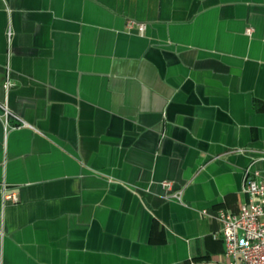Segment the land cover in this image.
<instances>
[{"label":"crops","instance_id":"crops-1","mask_svg":"<svg viewBox=\"0 0 264 264\" xmlns=\"http://www.w3.org/2000/svg\"><path fill=\"white\" fill-rule=\"evenodd\" d=\"M248 168L264 0H0V264H227Z\"/></svg>","mask_w":264,"mask_h":264},{"label":"built area","instance_id":"built-area-1","mask_svg":"<svg viewBox=\"0 0 264 264\" xmlns=\"http://www.w3.org/2000/svg\"><path fill=\"white\" fill-rule=\"evenodd\" d=\"M129 27L144 32L146 24L131 20ZM245 178L244 191L248 200L242 203L238 212L220 208L217 213L222 222L225 255L227 264H264V179L250 168L246 170ZM164 186L172 191V197L182 198V190H174L172 181H165ZM0 192L6 201L19 200L18 191L5 181L0 183Z\"/></svg>","mask_w":264,"mask_h":264}]
</instances>
